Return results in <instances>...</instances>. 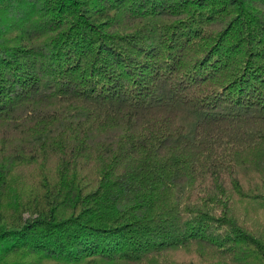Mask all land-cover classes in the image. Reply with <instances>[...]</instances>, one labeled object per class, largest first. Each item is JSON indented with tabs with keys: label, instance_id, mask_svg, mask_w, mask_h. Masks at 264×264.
I'll return each instance as SVG.
<instances>
[{
	"label": "trees",
	"instance_id": "obj_1",
	"mask_svg": "<svg viewBox=\"0 0 264 264\" xmlns=\"http://www.w3.org/2000/svg\"><path fill=\"white\" fill-rule=\"evenodd\" d=\"M42 263L264 264V0H0V264Z\"/></svg>",
	"mask_w": 264,
	"mask_h": 264
},
{
	"label": "rangeland",
	"instance_id": "obj_2",
	"mask_svg": "<svg viewBox=\"0 0 264 264\" xmlns=\"http://www.w3.org/2000/svg\"><path fill=\"white\" fill-rule=\"evenodd\" d=\"M17 173L19 174L18 176H19L20 180L22 181V183L24 184L23 187H25V190H26V188H27L26 186L29 185L31 176H35L36 171H34L33 169H29V170L19 169L17 171ZM19 183H21V182L19 181ZM42 264H47V263H42Z\"/></svg>",
	"mask_w": 264,
	"mask_h": 264
}]
</instances>
